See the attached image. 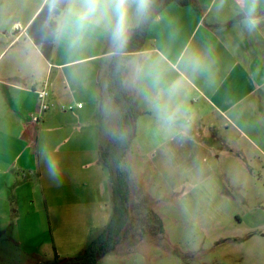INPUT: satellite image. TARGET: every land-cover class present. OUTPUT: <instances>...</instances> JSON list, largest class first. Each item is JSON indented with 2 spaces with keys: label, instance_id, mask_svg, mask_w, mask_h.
I'll return each instance as SVG.
<instances>
[{
  "label": "crops",
  "instance_id": "1",
  "mask_svg": "<svg viewBox=\"0 0 264 264\" xmlns=\"http://www.w3.org/2000/svg\"><path fill=\"white\" fill-rule=\"evenodd\" d=\"M49 1L41 0L25 23L11 25L16 29L9 45L23 37L32 41L26 28ZM195 1L197 8L174 1L166 4L150 22L141 50L125 63V88L142 111L135 123L143 121L145 138L159 139L157 149L174 151L182 135L175 125L186 109L188 130L199 138L194 139L195 146L201 148L203 139L204 148L217 149L234 134L244 139L247 153L253 149L264 156V0H256L251 16L248 0ZM249 20L254 26H248ZM132 24L130 28L136 27ZM55 42L49 59L33 43L47 65L44 78L37 77L39 67L32 68L30 58L22 53L14 55L16 65L12 58L0 67L2 249L33 245L38 234L34 214L39 210L34 202L40 191L53 233L57 213L101 221L111 214L107 174L99 162L106 127L99 117L104 94L100 78L102 61L109 57V68L112 55L110 29L102 25L74 50L58 31ZM104 42H110L109 49ZM194 52L202 58L195 72L186 66ZM45 79L52 82L50 105L34 122L30 115L39 112L34 90ZM187 100L191 104L185 108ZM177 107L180 114L168 121L167 114ZM108 124L112 127L114 121ZM56 255L60 256L55 252L53 259ZM4 260L0 254V262Z\"/></svg>",
  "mask_w": 264,
  "mask_h": 264
},
{
  "label": "rangeland",
  "instance_id": "2",
  "mask_svg": "<svg viewBox=\"0 0 264 264\" xmlns=\"http://www.w3.org/2000/svg\"><path fill=\"white\" fill-rule=\"evenodd\" d=\"M40 1L0 0V67L12 58L16 65L14 55L22 53L30 58L32 68L39 67L37 77H45L47 65L40 60L39 47L25 37L9 45L16 29L11 25L25 23ZM62 14L56 16L58 22ZM140 19L131 15L132 25L137 26ZM109 46L110 42H104L105 49ZM108 60L105 57L102 61L100 78L104 94L99 117L106 126L104 142L115 133L119 119V109L107 91ZM20 62L23 65L26 60ZM186 103L185 108L191 100ZM184 112L175 125L182 135L181 145L174 151L157 149L159 139L145 138L143 121L135 123L122 164L129 185L126 237L96 264H264V156L253 149L247 153L244 139L234 134L217 149L204 148L203 139L201 148L195 146L198 134L193 136L188 130L190 117L186 109ZM109 120L114 121L112 127ZM165 141L171 144L172 140ZM103 168L109 184L108 170ZM39 195L34 202V209L39 210L34 214L38 234L33 245L1 247L0 254L6 260L0 263L52 261L55 252L60 257H74L109 220L110 214L101 221L70 219L67 213H57L53 233L41 191Z\"/></svg>",
  "mask_w": 264,
  "mask_h": 264
},
{
  "label": "trees",
  "instance_id": "3",
  "mask_svg": "<svg viewBox=\"0 0 264 264\" xmlns=\"http://www.w3.org/2000/svg\"><path fill=\"white\" fill-rule=\"evenodd\" d=\"M192 5L195 0H152L149 11L141 16L136 27L130 28L126 45L122 50L113 47L107 75V91L113 103L119 109L116 131L99 148V162L108 170L109 197L111 214L105 227L88 246L74 257H60L52 261H39L32 264H96L105 254L114 250L118 242L126 237L130 213L128 208L129 185L126 172L122 168L127 150L134 136L135 120L142 114L137 99L124 85L125 63L143 47L150 22L169 2ZM68 0H50L44 4L26 28L28 36L37 45L46 59H49L54 47L57 22L54 17L66 8Z\"/></svg>",
  "mask_w": 264,
  "mask_h": 264
},
{
  "label": "clouds",
  "instance_id": "4",
  "mask_svg": "<svg viewBox=\"0 0 264 264\" xmlns=\"http://www.w3.org/2000/svg\"><path fill=\"white\" fill-rule=\"evenodd\" d=\"M152 0H68L59 22L58 35L65 39L69 50L81 47L87 36L102 25L110 29L113 46L122 50L127 43L131 27V11L134 8L137 16H144L149 11ZM248 15L255 11L256 0H248ZM254 26L251 20L246 22ZM201 56L191 53L186 66L193 72L201 67ZM151 75V71H148ZM175 90H170L174 92ZM180 114L177 109L167 114L168 121H173Z\"/></svg>",
  "mask_w": 264,
  "mask_h": 264
},
{
  "label": "built area",
  "instance_id": "5",
  "mask_svg": "<svg viewBox=\"0 0 264 264\" xmlns=\"http://www.w3.org/2000/svg\"><path fill=\"white\" fill-rule=\"evenodd\" d=\"M51 83L48 79L42 81L40 86L34 90L38 102V113H32L30 118L34 122H39L41 114L49 107V94H50ZM71 109L72 107L69 106Z\"/></svg>",
  "mask_w": 264,
  "mask_h": 264
},
{
  "label": "water",
  "instance_id": "6",
  "mask_svg": "<svg viewBox=\"0 0 264 264\" xmlns=\"http://www.w3.org/2000/svg\"><path fill=\"white\" fill-rule=\"evenodd\" d=\"M64 261V259L63 260H61V261H59L57 264H60V263H62Z\"/></svg>",
  "mask_w": 264,
  "mask_h": 264
}]
</instances>
